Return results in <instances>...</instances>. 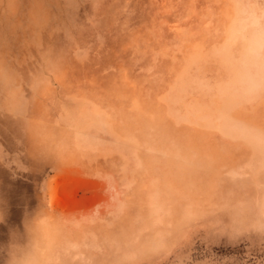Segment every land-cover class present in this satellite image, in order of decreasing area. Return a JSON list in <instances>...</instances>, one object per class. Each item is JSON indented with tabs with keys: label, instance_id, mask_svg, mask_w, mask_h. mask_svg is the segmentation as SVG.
<instances>
[{
	"label": "rangeland",
	"instance_id": "1",
	"mask_svg": "<svg viewBox=\"0 0 264 264\" xmlns=\"http://www.w3.org/2000/svg\"><path fill=\"white\" fill-rule=\"evenodd\" d=\"M0 264H264V0H0Z\"/></svg>",
	"mask_w": 264,
	"mask_h": 264
}]
</instances>
